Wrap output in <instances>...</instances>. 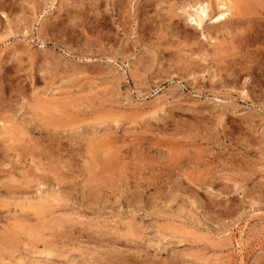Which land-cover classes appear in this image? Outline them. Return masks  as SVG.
I'll use <instances>...</instances> for the list:
<instances>
[{
  "label": "rangeland",
  "instance_id": "374dc122",
  "mask_svg": "<svg viewBox=\"0 0 264 264\" xmlns=\"http://www.w3.org/2000/svg\"><path fill=\"white\" fill-rule=\"evenodd\" d=\"M217 1L0 0V264H264V0Z\"/></svg>",
  "mask_w": 264,
  "mask_h": 264
},
{
  "label": "bare ground",
  "instance_id": "6f19581e",
  "mask_svg": "<svg viewBox=\"0 0 264 264\" xmlns=\"http://www.w3.org/2000/svg\"><path fill=\"white\" fill-rule=\"evenodd\" d=\"M216 3V6H214V7H216L218 10H219V13H217V15L216 16H214L213 17V19H212V17H210L209 16V10L208 9H210V3H206V4H202V5H198V6H196V7H192V6H190V7H188V11H189V9H191L192 10V14H189L188 15V23L190 24L189 26H191L193 29H202V25H204V23L206 22V21H210V24H214V25H217L218 24V26H219V24L220 23H224V22H226L227 20H226V18L229 16L228 14V11H230L231 9L230 8H228V6L225 4V3H223V0H219V1H217V2H215ZM196 4V3H195ZM194 4V5H195ZM183 5V4H182ZM189 6V5H188ZM232 6V5H231ZM186 7H187V5H186ZM212 7V6H211ZM230 9V10H229ZM183 12H185V10L183 11ZM233 12V11H232ZM186 14H188L187 12H185ZM242 13V12H241ZM234 15L235 16H237V20L236 21H238V20H240L239 18H241V16H243V15H240V12H239V10L238 9H236V8H234ZM226 20V21H225ZM243 21V20H242ZM244 21H246V20H244ZM229 23V22H228ZM232 23V22H231ZM234 23V22H233ZM227 24V23H226ZM208 25V24H207ZM229 25H231V24H229ZM235 25V24H234ZM205 26V25H204ZM227 26V25H226ZM236 26V25H235ZM238 26V25H237ZM211 27V26H210ZM221 27V26H220ZM230 27V26H229ZM215 28V27H214ZM213 28V29H214ZM192 29V30H193ZM205 29V28H204ZM210 30H211V28H210ZM196 31V30H195ZM211 31H213V30H211ZM201 32V31H200ZM203 32V31H202ZM205 33V32H204ZM203 34V33H202ZM74 70V69H73ZM72 73V72H71ZM1 75V74H0ZM82 76V75H81ZM83 86V85H82ZM81 88V87H80ZM57 93V92H56ZM9 109V108H8ZM58 111V110H57ZM46 113H48V112H46ZM50 116V115H49ZM4 120V119H3ZM7 120H8V118H7ZM6 121V120H5ZM5 121L4 122H2V124H0L1 126H2V129L4 128V129H7L5 132H2L3 130L1 129V131H0V137L4 134V135H6L7 136V138H5L6 136H4V144L5 143H16L13 139H17V135H15L14 136V130H16V128H9V127H7L6 128V126L4 127V123H5ZM15 123V122H14ZM17 126V125H16ZM11 127V126H10ZM22 129V128H21ZM21 129H20V131H21ZM22 132H24V131H22ZM47 132V131H46ZM41 133V132H40ZM44 133V132H43ZM50 133V132H49ZM21 134V133H20ZM52 135V134H51ZM25 136V135H24ZM2 138V137H1ZM98 139V138H97ZM19 140V139H18ZM22 140H23V138H22ZM3 141V140H2ZM1 141V142H2ZM11 145H13V144H11ZM15 145V144H14ZM16 145H18V142L16 143ZM15 145V146H16ZM19 146V145H18ZM2 147V146H1ZM8 147V146H7ZM11 147V148H10ZM14 147V146H13ZM20 148V147H19ZM25 148V147H24ZM34 148V147H33ZM7 149V148H6ZM9 149H11V151L13 150V149H15L16 150V152H17V148H12V146H9ZM9 149H8V151H9ZM32 149V148H31ZM0 150H2V148L0 149ZM4 150V149H3ZM35 150V149H34ZM34 150H32V151H34ZM18 151H20V150H18ZM2 152V151H1ZM26 152V151H25ZM20 153V152H19ZM22 153H23V150H22ZM30 153V152H29ZM4 154L6 155V152H4ZM15 154V153H14ZM67 154V153H66ZM1 155H2V153H1ZM30 155H31V153H30ZM8 156V155H7ZM32 156H33V154H32ZM35 156V155H34ZM9 157V156H8ZM24 157V156H23ZM39 158V157H38ZM5 159V158H4ZM11 159V158H10ZM44 159H45V157H44ZM47 159V158H46ZM63 160V159H62ZM14 161V160H13ZM12 161V162H13ZM8 162V161H7ZM47 162V161H46ZM41 163V162H40ZM40 163L39 162H36L33 158H32V160H31V164H33L34 165V170L35 171H39V168H40ZM23 164V163H22ZM134 164V163H133ZM18 165V164H17ZM41 168H42V166H41ZM31 169V168H30ZM33 170V169H32ZM88 170V169H87ZM26 172V171H25ZM29 172V171H28ZM40 172H43V170L42 171H40ZM9 174V173H8ZM52 175H53V173H51ZM27 176H30V173H29V175H27ZM34 176V175H33ZM33 176H31V177H33ZM51 176V175H50ZM57 176V175H56ZM53 178V177H52ZM32 179V178H31ZM54 179V178H53ZM13 180V179H12ZM35 180V179H34ZM59 182V181H58ZM28 183V182H27ZM29 184H30V182H29ZM26 185V184H25ZM27 186H28V184H27ZM29 187V186H28ZM69 187V186H68ZM12 190V189H11ZM19 190V189H18ZM22 191V190H21ZM24 191V190H23ZM14 192V191H13ZM46 192V191H45ZM45 194V193H44ZM57 194V193H56ZM49 195V194H48ZM55 196V195H54ZM50 197H52V196H50ZM61 197V196H60ZM24 201V200H23ZM41 201V200H40ZM31 203V202H30ZM38 203H40V202H38ZM59 203H60V201H59ZM18 204V203H17ZM57 204V203H56ZM51 205V204H50ZM35 206V205H34ZM46 206L42 203V204H38L37 206H35V207H32V206H30L29 207V209L30 210H33L34 211V215H36L35 216V219H37V218H41L42 217V215H43V213H44V208H45ZM50 208V207H49ZM27 209H28V207H27ZM49 210V213L51 212L50 210L51 209H48ZM46 211H47V209H46ZM53 211V210H52ZM48 213V212H47ZM2 214H4V213H2ZM1 215V214H0ZM26 215H28V214H26ZM50 215H51V213H50ZM33 216V215H32ZM4 217H6V216H4ZM29 217V216H28ZM2 218V217H1ZM15 218V217H14ZM19 218V217H18ZM3 219V218H2ZM20 220H22V219H20ZM41 220V219H40ZM43 221V220H42ZM14 222V221H13ZM24 222V221H23ZM21 223V222H20ZM37 223H38V220H37ZM18 223H16V225H17ZM28 224V223H27ZM45 223H43V225H44ZM54 224V223H53ZM22 225V224H21ZM20 225V226H21ZM39 225V224H38ZM60 225H61V223H60ZM41 226H42V223H41ZM54 226V225H53ZM59 226V224H56V228ZM44 228H45V226H43ZM20 228V227H19ZM34 229V228H33ZM8 230V229H7ZM10 230V229H9ZM30 230V229H29ZM36 230V229H35ZM38 231V230H37ZM51 231V230H50ZM47 232V231H46ZM39 233H40V231H39ZM53 233V232H52ZM28 234V233H27ZM51 234V233H50ZM55 234V233H54ZM8 235V234H7ZM14 235V234H13ZM39 235V234H38ZM41 235V234H40ZM53 236V235H52ZM8 237V236H7ZM47 237V236H46ZM2 238H3V236H2ZM2 238H0L1 239V242H0V244L2 245V244H5V247H6V250H10V252H13V250L11 251V241H9L8 239H5L4 240V242L2 243ZM42 238H43V236H42ZM14 239V238H13ZM16 241V240H15ZM15 241H14V243H15ZM41 243V242H40ZM0 245V246H1ZM14 245H16V244H14ZM33 246V245H32ZM25 248V247H24ZM15 249V248H14ZM5 250V249H4ZM51 250V249H50ZM3 253V252H2ZM38 255H40V256H46V257H52L54 254H55V252H54V254H52V252L51 251H49V250H40L39 252H36ZM9 254V253H8ZM5 255V254H4ZM3 264V263H2Z\"/></svg>",
  "mask_w": 264,
  "mask_h": 264
}]
</instances>
